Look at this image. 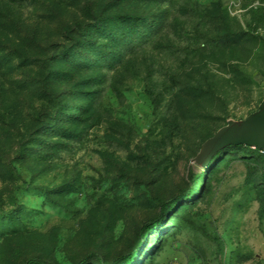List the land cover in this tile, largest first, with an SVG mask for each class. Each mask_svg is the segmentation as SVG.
Segmentation results:
<instances>
[{
    "label": "rangeland",
    "instance_id": "rangeland-1",
    "mask_svg": "<svg viewBox=\"0 0 264 264\" xmlns=\"http://www.w3.org/2000/svg\"><path fill=\"white\" fill-rule=\"evenodd\" d=\"M263 100L264 0H0V264H264V157L194 162Z\"/></svg>",
    "mask_w": 264,
    "mask_h": 264
},
{
    "label": "trees",
    "instance_id": "trees-1",
    "mask_svg": "<svg viewBox=\"0 0 264 264\" xmlns=\"http://www.w3.org/2000/svg\"><path fill=\"white\" fill-rule=\"evenodd\" d=\"M116 18H121V19L114 20L112 17H104L101 19H97V23H96L97 31L90 33V35H87V34H89V32L92 30V27L85 28L82 31L79 38L75 40L76 44L71 47L72 49L71 53L77 54L78 52L83 51V50H87L88 52H90L93 50H99L101 47H108L109 45H117L119 49L120 46L125 42L123 38L127 34L128 28L130 26H133V27L137 26L140 23L141 19L138 16H135L130 12H127L124 15H119ZM121 22H123V25H118V24H121ZM104 38H106L107 40L106 44H103V45L98 44V42H100V40ZM230 147H241V148L250 149V147H247V146H229V147H226L225 149L230 148ZM254 150L259 155L264 157V154H261L258 149H254ZM186 195H187L188 200L193 199V195L190 191H188ZM172 202L173 201H168L164 203L163 211L168 212ZM162 220L163 219L159 217L158 219H155L152 222L146 224L144 226L145 232L151 233L154 236H156L158 234V228L164 225V221ZM92 256H93L92 254L87 255L74 264H88ZM125 259H126L127 264L137 263L134 253H131L128 256H126ZM24 264H54V263L51 261L42 260V259H31V260L26 261ZM102 264H106V263L102 262ZM113 264H116V263H113Z\"/></svg>",
    "mask_w": 264,
    "mask_h": 264
},
{
    "label": "water",
    "instance_id": "water-1",
    "mask_svg": "<svg viewBox=\"0 0 264 264\" xmlns=\"http://www.w3.org/2000/svg\"><path fill=\"white\" fill-rule=\"evenodd\" d=\"M229 146H247L264 151V100L258 110L242 121H228L213 137L206 140L194 162L205 168L212 157Z\"/></svg>",
    "mask_w": 264,
    "mask_h": 264
},
{
    "label": "built area",
    "instance_id": "built-area-1",
    "mask_svg": "<svg viewBox=\"0 0 264 264\" xmlns=\"http://www.w3.org/2000/svg\"><path fill=\"white\" fill-rule=\"evenodd\" d=\"M259 152H260L261 154H264V151H262V150H259Z\"/></svg>",
    "mask_w": 264,
    "mask_h": 264
}]
</instances>
